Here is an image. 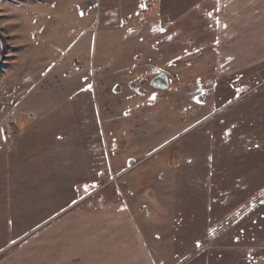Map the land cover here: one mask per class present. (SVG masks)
<instances>
[{
    "label": "rangeland",
    "instance_id": "obj_1",
    "mask_svg": "<svg viewBox=\"0 0 264 264\" xmlns=\"http://www.w3.org/2000/svg\"><path fill=\"white\" fill-rule=\"evenodd\" d=\"M17 1L24 0H0V32L1 26L13 31L7 38L0 33V264H17L34 227L86 194L71 212L106 216L122 203L129 205V218L143 236L162 237L158 247L172 264L181 252L191 256L183 264H264V64L239 77L213 73L207 29L212 18L207 20L205 13L214 3L202 9L199 19L189 11L179 14L174 23L179 34L162 37L152 34L160 20L157 0H129L121 7L124 16L109 27L95 22L106 0H86L82 7H93L95 34L73 33L70 45L58 50L57 64L37 66L32 76L26 46L37 33L32 5L18 8ZM73 11L80 15L77 4ZM81 47L87 61L64 73L61 60ZM160 73L168 75V90L150 85ZM62 75L79 76L84 90L64 99L62 84L55 87L54 82L50 92V81ZM37 77L43 79L32 89ZM136 78L146 81L137 85L147 93L140 99L131 89L139 83ZM97 82L105 89L103 96ZM41 89L53 96L41 99ZM40 106L55 110L42 122L52 131L73 125L74 135L84 138L99 160L90 155L85 162L46 161L57 133L34 129L37 115L43 114ZM75 107L79 113H72L71 121L64 111ZM74 118L82 121L80 128ZM41 149L47 156L36 164L35 152ZM126 229L110 233L102 243L105 252L110 247L125 251ZM198 239L205 249L196 253ZM21 264H32L31 256Z\"/></svg>",
    "mask_w": 264,
    "mask_h": 264
},
{
    "label": "crops",
    "instance_id": "obj_2",
    "mask_svg": "<svg viewBox=\"0 0 264 264\" xmlns=\"http://www.w3.org/2000/svg\"><path fill=\"white\" fill-rule=\"evenodd\" d=\"M128 1L129 0H106V10H103L102 16L100 13V18L99 16L95 17V22L97 21L98 25L102 24L106 27H109L110 21H112V23H117L114 20L121 19L124 16L121 7L122 4H126ZM132 1L134 2L136 0ZM157 1L158 6L156 8V13H158V19L160 20L152 25V34L162 37L164 35L171 36L173 32H176V35L179 34V32L175 30L176 26L174 24L180 17L179 14L189 11L193 16L195 15L197 19H199V14L202 9L208 8L210 2L214 3L213 10L207 9L208 13H205V17L207 20L212 18L207 29H209L208 36L210 33L212 36L210 42L212 43V51L214 52L212 71L216 76L224 77L227 75H234V77H239L238 75L242 74L243 71L251 69L256 65L264 64V0ZM85 2L86 0L17 1L18 5L16 7L18 8L24 9L27 5H32V28L34 31H37V33L34 38L35 42L31 45H26L28 48V54L30 55L29 58L31 59V63L29 64H31L33 68L32 76L36 75L35 73L37 71L35 70L37 66L40 68L41 65H50L52 68L57 64L60 60L56 59L58 50L70 45L69 43L71 42V39L69 40V37H72L73 33L80 34V37L84 35L86 36L90 33L95 34V22L93 24V14L91 12L93 7L84 10L82 3ZM111 3H117L119 6L113 8ZM146 3V1H143L141 6L145 7ZM202 3H204L203 7H201ZM205 3L208 4L206 5ZM75 4L79 6L80 15L75 14L76 11H73V6ZM25 12L26 14L23 16H28L30 14L29 11L25 10L24 13ZM72 19L77 20L73 22L71 21ZM26 23L27 25L29 24L28 22ZM25 27L26 29L29 28L27 26ZM7 28L1 26L0 33L2 37L7 38L8 35L13 33V31ZM96 32L97 34H100L99 27H97ZM202 33L203 32L200 33V30L197 31L198 36ZM165 40L169 41V38H165L162 41L165 42ZM75 43L76 41L73 42L71 46ZM85 45L88 44L85 43ZM69 48L70 46L68 49ZM65 50L60 58H63L62 56L67 52V50ZM82 50L83 47H81V50L78 51L76 55L69 58L65 57L61 60L64 73L68 71L69 73H72L74 69L78 67L79 63L87 61L88 58H83L81 55ZM148 50L149 48L147 45L145 51L147 52ZM67 67L71 68V70H67ZM43 77H37L38 80L34 82L32 89L41 82ZM57 79L58 77L54 76V81L52 82L51 80L48 87L51 88V92L55 83V87L61 83L62 85H59L58 88H64V94L66 95L64 99L75 97L79 95L78 92L81 93L84 90L82 84L83 80L79 76L64 78L62 75L59 78L60 80L58 79L59 82H57ZM137 80L139 83H135L136 86L135 84H132L131 89L134 90V94L139 98L143 96L146 91L143 89V85L141 87H138L137 85L146 81L145 78H136V81ZM96 84L97 91L100 90L103 96L105 89L102 83L97 82ZM248 90L249 89H247L246 92ZM40 92H42V89ZM50 92L44 90L39 96L41 99L51 98L53 94ZM113 97L116 98L115 94ZM139 103H142L141 100ZM34 107L37 108V104ZM76 107L64 111L65 115L67 112L70 113L68 116L71 117V121L73 118L72 115L74 114L76 116L79 113V109ZM39 110H42L41 106ZM59 111L62 110L59 109ZM42 112L43 114L40 113L39 116L37 115V119L33 124L34 129L39 130V132H45L48 130V134H52V136L57 133L53 144H50L53 145L52 149H48L49 157L46 161L53 162V164L55 163L56 165L67 160L72 163L75 160V162H85L89 159L90 155H92L91 158L99 160L98 157L95 155L93 156V153L89 151L84 138L74 135L73 125L64 124L63 131H52V127H49V125L46 124L47 122H42V120L45 114L53 115L55 110L45 108ZM78 118H74V121L76 126L80 128V123H82V121H79ZM40 142L44 141L41 140ZM43 152L42 149L35 152V156L39 155V157H37L36 161L34 160L35 157L33 158L34 163H40V161L47 156L46 154L43 155ZM57 169L61 170L59 166H57ZM32 173L36 175L34 171H32ZM94 193L95 192L93 191L90 195H93ZM87 197H89V195L86 194L82 199L77 197L76 200H71L68 205L61 206L57 213H53L34 227V233L31 240L23 245V250L26 252L25 246L27 243H31L27 258L30 259L31 256L32 264H172L162 257L160 251L162 250V247H158V245L161 244L158 241L161 240L162 237L153 234L149 235V237H146L145 235L143 236L136 221L129 218V205L122 203L116 210L112 213H108L106 216L102 213L78 214L76 212H71L76 204H79ZM105 228L107 229V233H105ZM123 228H127L125 232V235L127 236V244L122 248L125 251L120 250L119 247H110L108 252H105V247L102 243L106 242L108 236L110 237L113 235L110 233H114V231H119V233H121ZM77 229H80L81 231H79V234ZM40 230H42V232H40ZM68 233L71 235L66 239ZM28 235L29 233L27 232L20 236L16 241H21ZM81 237H85V239H81ZM199 240L200 239L196 240L194 244L196 253H198L197 250L202 251L205 249L204 246L201 247ZM20 251L18 250V253ZM25 252L22 254V257H20L21 252L19 253L17 264L25 262L27 259ZM123 252H126V255H124ZM182 253L183 252L174 256L179 261L174 262L173 264H183L184 261L190 259L191 256L188 255L189 253Z\"/></svg>",
    "mask_w": 264,
    "mask_h": 264
},
{
    "label": "water",
    "instance_id": "obj_3",
    "mask_svg": "<svg viewBox=\"0 0 264 264\" xmlns=\"http://www.w3.org/2000/svg\"><path fill=\"white\" fill-rule=\"evenodd\" d=\"M1 52H2V41L0 39ZM150 85L156 90H168L170 87V82L168 75L166 73H160L155 78L152 79Z\"/></svg>",
    "mask_w": 264,
    "mask_h": 264
}]
</instances>
